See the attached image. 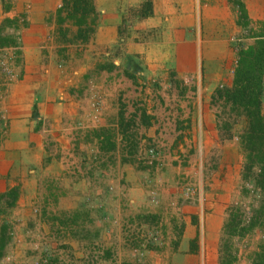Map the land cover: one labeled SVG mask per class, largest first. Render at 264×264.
I'll return each instance as SVG.
<instances>
[{"label": "rangeland", "instance_id": "obj_1", "mask_svg": "<svg viewBox=\"0 0 264 264\" xmlns=\"http://www.w3.org/2000/svg\"><path fill=\"white\" fill-rule=\"evenodd\" d=\"M82 1L84 5H80ZM13 2L5 0L4 9ZM147 2L152 6L151 0H143L139 7H121L120 40L130 36L134 23L145 19ZM92 6L91 0H62L57 23L77 29H61V42H85L96 20ZM24 25V16L0 23V46L12 45L13 51L0 52V91L15 76L12 65L20 60L21 43L15 31ZM139 35L147 42L159 40L156 30ZM62 55L59 57L65 61ZM123 75L133 91L129 87V92L114 101L105 126L98 127L104 118V97L92 96L90 113L79 122V143L70 144L61 154L57 141L47 138L50 156H45L41 165L30 167L35 171L34 186H14L18 193L15 201L0 200V264H151L153 254L170 248L167 232L171 219L179 218L185 205L204 211L205 191L221 179L220 172L227 167L238 169V178L225 224L238 209L243 226L257 211L262 225L240 233L241 225L235 229L234 239L233 232L224 228L220 245L224 263H233L237 249L260 252L264 246L263 204L251 183L243 179L247 153L238 138L243 123L234 124L230 107L218 102V108L211 109L215 130H221L216 139L205 127L203 114L194 117V99L187 95L182 80H176V90L170 91L157 81L138 83L125 70ZM90 124L97 127H88ZM198 125L201 132L195 133L193 126ZM227 125L229 134L234 130L236 135L238 158L235 148L223 145L222 137L233 139L225 137ZM43 126L50 136L47 122ZM19 197L23 202L16 204Z\"/></svg>", "mask_w": 264, "mask_h": 264}, {"label": "crops", "instance_id": "obj_2", "mask_svg": "<svg viewBox=\"0 0 264 264\" xmlns=\"http://www.w3.org/2000/svg\"><path fill=\"white\" fill-rule=\"evenodd\" d=\"M91 2V15L96 18L91 34L82 44H64L61 29L75 28L57 23L62 0H14L9 9L0 0V23L25 17V25L15 31L21 40L20 60L12 65L15 76L0 91V195L17 185L34 186L35 171L30 167L50 156L47 138L57 141L61 154L79 143V122L90 113L92 96L104 97V118L98 127L105 126L114 101L129 87L133 91L124 70L138 83L157 81L170 91L176 90V80H182L194 99V117L203 114L209 133L221 137L212 113L218 105L211 98L218 88L232 86L238 49L264 38V0H151L153 14L134 23L125 41L118 33L124 20L121 7H139L143 0ZM154 30L159 40L140 38V33ZM4 50L10 53L12 45L0 46V52ZM59 54L65 55V61ZM261 101L264 115V92ZM193 131L201 132L200 126H193ZM232 131L229 139H233L222 137L223 145L235 148L238 158ZM220 173L221 179L205 191L204 211L185 205L179 218L171 219L170 248L153 254L151 264H226L220 245L238 169L227 167ZM22 202L19 197L16 204ZM258 252L237 249L231 264H253Z\"/></svg>", "mask_w": 264, "mask_h": 264}, {"label": "trees", "instance_id": "obj_3", "mask_svg": "<svg viewBox=\"0 0 264 264\" xmlns=\"http://www.w3.org/2000/svg\"><path fill=\"white\" fill-rule=\"evenodd\" d=\"M84 1L80 5H84ZM77 3H75L76 5ZM147 12L142 18L152 15V6L150 2L144 5ZM264 34V32H263ZM262 35L261 37H263ZM264 92V38L255 40L252 45L238 49L237 62L234 71V78L231 87L218 88L211 100L214 105L224 103L230 107L231 115L235 117L234 124L242 122V132L238 135L241 149L245 154V164L243 167V179L252 185V191L258 196L260 212L264 215V115L261 113L262 95ZM232 129V128H231ZM230 126H225V137L230 138ZM17 189L13 188L0 196L10 198L12 202L17 198ZM238 211V209H237ZM233 214L231 221L225 224V231H232L231 237L236 236V230L243 232L251 230L256 226L261 227L258 211L254 212L247 221L246 226L241 219V214ZM227 225V226H226ZM232 229V230H231ZM253 264H264V246H261L260 252L255 254Z\"/></svg>", "mask_w": 264, "mask_h": 264}]
</instances>
